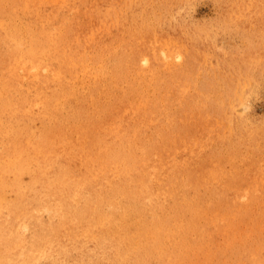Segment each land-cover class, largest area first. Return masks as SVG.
<instances>
[{"label": "bare ground", "instance_id": "obj_1", "mask_svg": "<svg viewBox=\"0 0 264 264\" xmlns=\"http://www.w3.org/2000/svg\"><path fill=\"white\" fill-rule=\"evenodd\" d=\"M91 1L0 0V264H38L47 253L72 264H159L166 237L187 231L160 219L155 204L176 195L164 187L162 98L116 94L101 78L98 49L115 19ZM216 198L229 211L257 204L264 214L262 191ZM236 217L214 219L231 229Z\"/></svg>", "mask_w": 264, "mask_h": 264}, {"label": "rangeland", "instance_id": "obj_2", "mask_svg": "<svg viewBox=\"0 0 264 264\" xmlns=\"http://www.w3.org/2000/svg\"><path fill=\"white\" fill-rule=\"evenodd\" d=\"M91 3L115 19L108 45L98 49L106 68L101 78L116 94L162 98L164 187L176 195L155 204L160 219L171 216L169 225L184 224L187 231L166 237L163 253L154 249L159 264H173L185 247L183 264H255L251 254L264 260L259 206L229 211L216 202L217 193L264 192V0ZM219 103L231 104L233 112L212 113ZM197 191L207 192L206 199L196 198ZM181 208L182 218L174 220ZM153 212L149 205L145 215ZM245 212L251 218L244 219ZM223 215H236L235 227L218 225L214 216ZM92 247L96 242H88L86 252L96 261ZM73 258L47 253L38 264H72Z\"/></svg>", "mask_w": 264, "mask_h": 264}]
</instances>
